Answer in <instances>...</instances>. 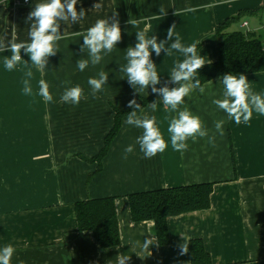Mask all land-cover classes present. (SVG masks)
<instances>
[{"label":"crops","instance_id":"obj_1","mask_svg":"<svg viewBox=\"0 0 264 264\" xmlns=\"http://www.w3.org/2000/svg\"><path fill=\"white\" fill-rule=\"evenodd\" d=\"M23 1L19 0L18 4L15 0L0 1V41L6 46L11 42H30L31 22L25 21L39 0H29L28 4ZM97 2H78L77 10L81 7L87 10L85 18L76 24H61L64 38L58 42L56 55L49 57L43 74L36 71L23 50L21 55L28 63L22 60L13 70H6L3 60L11 53L7 49L0 50V248L7 244L15 247L11 264H114L119 253L131 255L128 264H191L189 252L182 256L178 254L177 245L183 242L181 235H184L188 245L192 240H203L213 264H264V170L260 168L264 166V115L254 111L249 124L237 125L229 120L226 113L212 103L213 99L222 98L220 77L204 84L203 93L198 89L192 91L180 106L181 110L187 108L199 116L209 135H216L215 146L205 137L196 142L189 139L186 151L173 150L167 128L171 117L177 113L165 111L159 102L155 112L148 105L144 109L149 116H156L157 126L168 147L150 159L144 157L136 144V138L143 130L126 124L127 116L123 117V128L113 140L107 157L101 161L100 169H97V162L90 163L86 159H93L99 153L110 128L103 135L86 137L90 142L95 140L96 147L78 145V149H70L67 143H77L84 136L82 110H87L86 114L93 117L92 122L96 125H113L119 111L131 110L128 101L134 95L140 104L152 93L149 88L139 94L120 79L122 95H111L110 98L109 87L119 90L120 84L108 79L103 91L97 93L98 98H93L87 81L89 77H97L108 54L103 55L100 64L93 66L90 63L83 72L78 70L76 61L88 57L87 49L81 52L83 34L97 19L118 14L122 32L118 47L125 54L126 49L137 42V31L143 30L149 37L156 35L159 42L166 39L167 29L175 24V32L182 43L187 46L200 41L198 53L205 57L206 63L212 64L218 60L216 27L236 16L241 15L227 32L251 33L260 38L264 46V0H110V7L108 0H101L106 11L101 7L93 9ZM161 5L167 15L158 18ZM130 19L137 22L135 27L127 23ZM233 25H236L235 30H231ZM151 58L160 75L161 83L157 87H162L169 80L175 63L183 56L173 50L167 56L164 52L160 56L153 52ZM16 70L19 73L31 70L37 83L40 79L46 80L53 101L57 102L47 108L44 105L19 107L12 103L4 107L2 96L15 83L19 74ZM244 75L252 90L264 95V72ZM66 81L70 83L65 84ZM76 85L87 93L90 105L61 102L65 87ZM104 93L107 95L102 96ZM38 101L45 102L42 97ZM157 101H162V97ZM40 112L46 119L53 117V125L49 124V127L67 126L68 129L55 132L51 143L62 146L50 159L47 170L39 172L38 154L29 152L17 160L18 164L13 159L11 163L6 160V145H20L21 140L8 142L5 132L9 128L12 130L14 125L33 124L36 118L43 121L42 115H36ZM6 114L11 117L4 118ZM221 119L225 121L223 136L216 133L214 126V122ZM8 124L11 125L6 126ZM72 126L77 129H70ZM33 142V138H25L23 144L31 146ZM130 144L135 145L134 151L124 158V149ZM235 163L237 173L233 167ZM247 168L255 172L245 171ZM200 183L214 184L208 210L169 217L170 244L151 246V255L134 246L136 241L142 244L148 235L156 237V231L151 221L135 223L132 220L129 194ZM110 197L116 199L120 244L103 248L92 232L78 230L75 204Z\"/></svg>","mask_w":264,"mask_h":264},{"label":"clouds","instance_id":"obj_2","mask_svg":"<svg viewBox=\"0 0 264 264\" xmlns=\"http://www.w3.org/2000/svg\"><path fill=\"white\" fill-rule=\"evenodd\" d=\"M78 0H39L35 2L30 10L26 23L31 22L28 36L30 42H11L7 46L0 41V50L9 51L10 56H5L3 64L6 70H13L22 60L27 64L21 52L28 55L31 64L42 74L46 69L49 57L56 55L59 51L58 42L64 38L61 32V24H76L81 22L87 13V10L80 8L77 10ZM101 7V0L93 4V9ZM159 15L164 17L167 10L163 5L160 6ZM117 13L111 17L97 19L83 34V44L81 52L87 49L88 59H78L76 65L78 70L83 72L91 63L95 66L101 63L103 55L113 52L117 44L122 39L120 22L117 19ZM133 27L137 22L133 19L127 21ZM176 25L173 24L167 29V37L160 40L156 35L149 37L143 30L136 32V43L126 49L125 60L127 63L120 67L119 71L125 74L128 84L141 94L145 89H151L153 94L162 97V101H152L148 104L153 112L157 109V104L162 103L165 111L175 112L176 116L171 117L167 132L170 134V142L173 150L177 152L186 151L187 141L191 139L196 142L198 138H208V143L215 146L216 135H209V130L204 126L203 121L197 115H193L187 108L181 110L180 106L184 103V98L189 96L194 90L201 93L205 91L206 85H202L197 78L199 70L210 63L205 57L198 53L197 46L200 41H195L185 45L181 37L175 32ZM172 41L170 44L169 42ZM173 50L182 54L183 59L175 63L171 69L169 80L162 87H157L161 83L160 75L157 72V65L153 61L152 53L160 56L162 52L171 55ZM33 73L29 70L26 76L29 79L24 80L23 92L25 95L32 94L30 78ZM98 78L89 77L87 83L91 88L93 98H98L97 93L103 91L104 86L109 79V73L101 69L98 72ZM212 81L209 80V83ZM65 84L70 82H64ZM175 84V87H169L168 84ZM219 84L222 85V98L213 99L212 103L224 113L229 120H233L237 125L249 124L253 117V112L264 115V95L252 90L248 78L243 73H227L220 77ZM38 95L45 102H53V95L50 92L49 83L40 79L38 82ZM84 90L80 85L65 87L60 100L63 103L78 105L82 99H86ZM128 107L133 109L127 114L125 123L136 128L142 129V135L136 138V144L145 158H152L157 153L165 151L168 144L157 126L156 116H149L144 107L137 103L135 95L128 101ZM223 119L214 122L216 133L224 135ZM135 145H128L124 149V158L127 154L134 151ZM183 242L177 245L178 254L185 255L189 252L187 237L181 235ZM159 242L154 235H148V238L135 242L136 247L141 251L148 252L151 255L150 247L158 246ZM16 249L12 244H7L0 248V264H11L12 257ZM140 257L139 253H136ZM131 255L119 253L115 257L114 264H128ZM23 264V262H21Z\"/></svg>","mask_w":264,"mask_h":264},{"label":"trees","instance_id":"obj_3","mask_svg":"<svg viewBox=\"0 0 264 264\" xmlns=\"http://www.w3.org/2000/svg\"><path fill=\"white\" fill-rule=\"evenodd\" d=\"M241 16V15H240ZM240 16L228 19L216 27L218 37V60L215 63L204 65L198 72L197 78L204 85L224 74H252L264 72V46L260 38L253 34L241 31L227 32V29L239 20ZM170 88L175 84H169ZM160 96L151 93L144 98L140 105L146 107ZM129 111H119L116 115L113 128L103 139L104 145L93 159H86L90 163L101 161L107 156L113 140L121 130V121ZM214 184L200 183L183 187L156 189L129 194L130 214L135 223L151 221L154 223L156 237L161 246L170 244L168 227L169 217L184 215L208 210L211 206V194ZM78 220V230L90 231L103 248H111L120 244V229L116 211V199L95 198L75 204ZM191 264H213L211 255L205 249L203 240H192L189 244Z\"/></svg>","mask_w":264,"mask_h":264},{"label":"rangeland","instance_id":"obj_4","mask_svg":"<svg viewBox=\"0 0 264 264\" xmlns=\"http://www.w3.org/2000/svg\"><path fill=\"white\" fill-rule=\"evenodd\" d=\"M80 1H82V0H78V2H80ZM98 2H99V0H98ZM124 4L128 5L129 2H124ZM108 6L109 7L111 6L110 0H108ZM101 9L103 11L107 10V9H105V5H103V2L101 3ZM235 26L236 25H233V28L231 30H235L236 29ZM125 56H126V54L119 50V47L117 44V46H116V48H114L113 52H111L107 55L106 63L104 65V67H101L97 72H99L101 69L108 72L109 73V82L113 83V81H114L116 85L120 84V79H124L125 82H127L125 74L123 72L119 71L120 67L127 63V61L125 60ZM36 71H38V70L36 69ZM3 72L7 73L6 71H3ZM16 72L19 73L18 70H16ZM90 72H92V70H90ZM26 73H27V71L20 72L18 74V76L16 77V79H15L16 81L12 85L11 90L9 91L8 88L5 90L6 94H4L2 96L3 97L2 101L4 104L3 106L4 107L9 106L11 103L14 106H19V107L35 106L37 108V106L44 105L47 108L48 106H53L57 101H53L50 103L49 102L41 103L38 101V99L40 97L38 95L39 85L36 81H34V75H32V77L30 78V84L32 87V94L31 95H25L24 94V92H23L24 80H25V78L29 79L26 76ZM92 73L94 74L95 72H92ZM97 74L98 73H96V76H97L96 78H98ZM127 84H128V82H127ZM122 86H123L122 83L118 86L119 90L114 89V87H112V88L109 87L108 97L111 98V95H115V96L120 97L122 95V92H123ZM84 95L87 97V93H84ZM104 95H107V93L102 94V96H104ZM80 103H83V105H90V100L87 97L86 99H82L80 101ZM83 107L86 108V106H83ZM131 110H133V109H131ZM82 113H83L82 117L84 118L83 126H82L84 136L82 139H79L77 141V143L67 142V143H69L70 149H78L79 148L78 145H80V146L85 145L86 147L89 146L91 148L96 147L98 143L95 140L93 142H90L89 139L86 137L91 136L93 138V136H96L98 134L103 135L105 132H107V129L110 128L109 129V132H110L112 130V128L114 127L112 124L111 125L107 124V126L96 125L92 122L93 117L91 119V116L87 115L88 113H87L86 109L82 110ZM36 115H42L43 121H41V119L39 120L36 118L35 123H33V124L22 123L19 125V127L17 125H14L12 130H11V128H9L8 131L5 132V140H7L8 142H11V140H13V139H18V140L20 139L21 140L20 145H15L14 143H12L13 146L6 145L5 157H6V160H8L9 162H10V160H11V162H13V160H14V162H17L15 164H18L17 160H20V158L23 157L24 155H28L29 152L30 153L32 152L33 155L38 154V156H40V157L37 158V162L39 163L38 168H39V172H40V171H43V169L47 170L46 167H49L50 163H51L50 159L52 157H55V154L58 152V148L60 146H62V145H57V144L51 143V141L55 138V132L61 133L62 131H64L65 129H68V128H67V126L56 127V128H53V126L49 127V124L53 125V122H51V121H53V117L50 118L48 116V118L46 119L44 117L46 115L41 113V112H40V114L37 113ZM7 116L11 117V116H9V114H6V115H4V118H6ZM69 123H71V122H69ZM9 125H11V124H8L6 126H9ZM72 127L73 128H70V129H74V130L77 129V128H75V126H72ZM122 128H123V126H122ZM25 138H33L34 139V142L32 143L31 146H28V145L26 146L23 144V141ZM14 156H18L19 158H15ZM47 160H49L48 166H47ZM233 167L235 168V172L237 173L238 168H237L236 163L233 164ZM260 168L262 169L261 171L264 170V166L260 167ZM245 171H248L251 174L255 172L254 169L250 170L249 168L245 169Z\"/></svg>","mask_w":264,"mask_h":264},{"label":"built area","instance_id":"obj_5","mask_svg":"<svg viewBox=\"0 0 264 264\" xmlns=\"http://www.w3.org/2000/svg\"><path fill=\"white\" fill-rule=\"evenodd\" d=\"M28 2H29V0H24V1H23L24 4H28ZM15 3L18 4V3H19V0H15Z\"/></svg>","mask_w":264,"mask_h":264},{"label":"water","instance_id":"obj_6","mask_svg":"<svg viewBox=\"0 0 264 264\" xmlns=\"http://www.w3.org/2000/svg\"><path fill=\"white\" fill-rule=\"evenodd\" d=\"M1 1V0H0Z\"/></svg>","mask_w":264,"mask_h":264}]
</instances>
